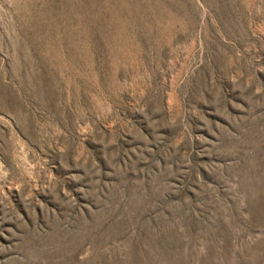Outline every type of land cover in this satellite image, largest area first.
I'll use <instances>...</instances> for the list:
<instances>
[{
    "label": "rangeland",
    "instance_id": "374dc122",
    "mask_svg": "<svg viewBox=\"0 0 264 264\" xmlns=\"http://www.w3.org/2000/svg\"><path fill=\"white\" fill-rule=\"evenodd\" d=\"M0 264H264V0H0Z\"/></svg>",
    "mask_w": 264,
    "mask_h": 264
}]
</instances>
